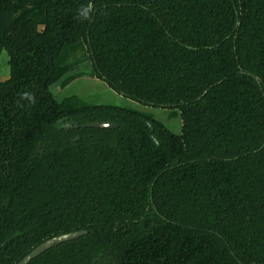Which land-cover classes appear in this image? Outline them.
<instances>
[{
    "label": "trees",
    "instance_id": "1",
    "mask_svg": "<svg viewBox=\"0 0 264 264\" xmlns=\"http://www.w3.org/2000/svg\"><path fill=\"white\" fill-rule=\"evenodd\" d=\"M1 50L0 264H264V0H0ZM84 62L181 132L57 100Z\"/></svg>",
    "mask_w": 264,
    "mask_h": 264
},
{
    "label": "rangeland",
    "instance_id": "2",
    "mask_svg": "<svg viewBox=\"0 0 264 264\" xmlns=\"http://www.w3.org/2000/svg\"><path fill=\"white\" fill-rule=\"evenodd\" d=\"M84 53L78 51L70 59L72 63L81 61ZM77 68V67H76ZM75 68V69H76ZM91 67L83 63V71L86 74L77 75L65 87L54 90L53 96L57 100H62L68 96H76L82 102L92 105H114L118 107L138 110L152 115L157 121L162 123L173 133L181 132V118L179 110L153 107L142 104L122 96L110 89L106 83L89 75ZM9 57L5 50L0 52V81L9 77Z\"/></svg>",
    "mask_w": 264,
    "mask_h": 264
},
{
    "label": "water",
    "instance_id": "3",
    "mask_svg": "<svg viewBox=\"0 0 264 264\" xmlns=\"http://www.w3.org/2000/svg\"><path fill=\"white\" fill-rule=\"evenodd\" d=\"M81 66H78L74 70H69L63 73L50 87L49 90L53 92L54 90L58 89L61 85V83L68 77L73 76L80 72ZM73 126L67 125L66 129H70ZM89 128H101V129H116V124L109 123V122H94L87 125ZM77 128V126H75ZM87 232L85 230L70 232L66 234H61L58 236H55L53 238H50L41 244H39L37 247H35L30 253H28L25 257H23L17 264H29L33 259L39 257L41 254L46 252L47 250L57 247L63 243L74 241L84 235H86Z\"/></svg>",
    "mask_w": 264,
    "mask_h": 264
},
{
    "label": "flooded vegetation",
    "instance_id": "4",
    "mask_svg": "<svg viewBox=\"0 0 264 264\" xmlns=\"http://www.w3.org/2000/svg\"><path fill=\"white\" fill-rule=\"evenodd\" d=\"M67 126V125H66Z\"/></svg>",
    "mask_w": 264,
    "mask_h": 264
}]
</instances>
